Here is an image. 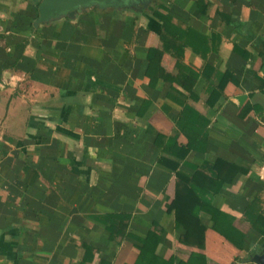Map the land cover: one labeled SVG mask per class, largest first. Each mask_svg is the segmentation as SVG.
<instances>
[{"label":"crops","instance_id":"crops-1","mask_svg":"<svg viewBox=\"0 0 264 264\" xmlns=\"http://www.w3.org/2000/svg\"><path fill=\"white\" fill-rule=\"evenodd\" d=\"M42 1L0 0V264H137L146 245L151 264L187 261L197 250L167 209L172 165L193 175L219 158L246 171L213 204L247 238L242 253L207 251L208 264H256L264 236L244 212L257 199L264 209V0H158L210 44L188 47L181 68L166 55L157 80L149 13L92 8L37 27ZM185 106L208 121L205 137L177 127ZM177 136L200 149L175 157Z\"/></svg>","mask_w":264,"mask_h":264},{"label":"trees","instance_id":"trees-1","mask_svg":"<svg viewBox=\"0 0 264 264\" xmlns=\"http://www.w3.org/2000/svg\"><path fill=\"white\" fill-rule=\"evenodd\" d=\"M112 10L133 12L136 15L149 13L159 21L162 45L159 48L149 50L148 75L153 80L166 78L165 70L162 67L166 55L170 56L181 68L182 55L188 47L197 53H201L203 46L209 47L210 39L208 37L193 29H184L181 24H175L173 18L168 14L169 8L158 0H153L148 6L139 4L134 8ZM203 12H205L204 9ZM235 50L241 52L238 49ZM202 53L205 54V51ZM229 79L230 75H222L217 85L211 84L209 86L206 103L210 107H214L218 103V95H221L224 91ZM184 109L185 112L176 122L177 127L180 130H192L197 136L205 137L208 121L203 120L193 108L185 106ZM202 122L205 125H202ZM159 138L165 139L162 134H159ZM199 140L200 138L197 141ZM178 141V136L171 140V146L178 147V151L173 150V154L177 158L184 159L190 151L200 149L197 141L194 145L186 144V148L178 145L181 143V141ZM183 149L184 154L182 155L181 150ZM178 167L177 163L172 165V169L177 173L178 182L175 198L167 209L174 214L176 228L182 231L181 243L186 247L196 248L197 250L191 253L187 261L180 262V264H208L209 255L207 251L217 253L225 244L229 245L234 251L244 252L247 234L236 227L235 217L221 211L213 203L215 197L225 186L232 185L236 177L239 174L246 173V171L222 158L217 159L215 162H205L201 167H196L193 175L178 172ZM203 213L210 216L211 226L204 223L201 216ZM244 220L249 223L252 230L264 236V209L260 199L248 205L244 212ZM153 253L148 251L146 245L145 248L141 249L137 264H151L149 261ZM240 263L241 261L237 256L231 264Z\"/></svg>","mask_w":264,"mask_h":264},{"label":"water","instance_id":"water-1","mask_svg":"<svg viewBox=\"0 0 264 264\" xmlns=\"http://www.w3.org/2000/svg\"><path fill=\"white\" fill-rule=\"evenodd\" d=\"M153 0H43L39 5V16L35 22L40 24L50 23L62 18L74 19L76 16L88 9L99 8L125 9L132 8L135 4L148 6ZM256 264H264V250L253 260Z\"/></svg>","mask_w":264,"mask_h":264},{"label":"flooded vegetation","instance_id":"flooded-vegetation-1","mask_svg":"<svg viewBox=\"0 0 264 264\" xmlns=\"http://www.w3.org/2000/svg\"><path fill=\"white\" fill-rule=\"evenodd\" d=\"M139 4H135L134 6H132V8H134L135 6H138Z\"/></svg>","mask_w":264,"mask_h":264}]
</instances>
